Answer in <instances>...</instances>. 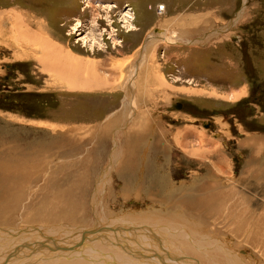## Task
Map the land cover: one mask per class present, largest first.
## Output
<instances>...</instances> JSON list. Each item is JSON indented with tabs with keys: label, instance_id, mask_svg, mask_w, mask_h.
Returning <instances> with one entry per match:
<instances>
[{
	"label": "rangeland",
	"instance_id": "1",
	"mask_svg": "<svg viewBox=\"0 0 264 264\" xmlns=\"http://www.w3.org/2000/svg\"><path fill=\"white\" fill-rule=\"evenodd\" d=\"M0 20V264H264V0H0ZM156 28L177 41L144 53Z\"/></svg>",
	"mask_w": 264,
	"mask_h": 264
},
{
	"label": "bare ground",
	"instance_id": "2",
	"mask_svg": "<svg viewBox=\"0 0 264 264\" xmlns=\"http://www.w3.org/2000/svg\"><path fill=\"white\" fill-rule=\"evenodd\" d=\"M2 14V13H1ZM5 16V15H4ZM106 18V17H105ZM122 18H123V21H124V23H125V26H127V27H129V26H131L132 27V22H131V18H132V16H131V14L129 13V11H125L123 14H122ZM4 19V18H3ZM108 19V18H107ZM132 20H133V18H132ZM1 21V20H0ZM34 21V20H33ZM32 22V21H31ZM20 23V22H19ZM27 23V22H26ZM11 25V24H10ZM32 25H34V24H32L31 23V26ZM42 25V24H41ZM6 26V25H5ZM13 26V25H12ZM11 26V27H12ZM27 26V25H26ZM25 26V27H26ZM30 26V25H29ZM14 27V26H13ZM13 27H12V29H13ZM18 27L20 28L21 26H18V24H16V26L14 27V29H15V31H17V34L16 35H18V36H20V38L21 37H23V38H25V40H29V41H35V39H37L36 40V42H39V38H38V36H36V35H34L33 34V32L31 33L30 31H27V30H20V29H18ZM34 27V26H33ZM32 27V28H33ZM46 28H47V26H46ZM39 30V29H38ZM161 29H158V28H156L155 30H154V32H153V35H150L149 36V38L147 39L148 40V42H146V44H143L142 46H141V48H140V50H142L144 53H147L148 51H150L152 48H151V46L153 45V43H155V42H153V41H155V38L157 39V38H160V39H162L163 41H162V43H164V42H167V43H169V41H177V38L178 37H174V35H172V34H168V35H165L166 37H162L161 36V34L163 33L162 31H160ZM37 31V30H36ZM39 32V31H38ZM41 32V31H40ZM9 33H10V31H9ZM15 33V32H14ZM43 34V33H42ZM46 34V33H45ZM179 35V34H178ZM45 37V36H44ZM167 38L168 39H171V40H167ZM46 39V38H45ZM48 39V38H47ZM160 39H158V40H156L157 42L160 40ZM22 40V39H21ZM45 41V40H44ZM51 41V40H50ZM26 43V42H25ZM50 43V42H49ZM165 44V43H164ZM33 45V44H32ZM57 46V45H56ZM41 47V46H40ZM46 47V46H45ZM33 49H34V45H33ZM45 53H44V56L41 58V61H40V63L39 64H41L42 66H43V68H45V69H49V70H52L53 71V69L54 70H56V71H58V75L57 74H55L54 73V71H53V74H54V77H56L57 79H58V77H60V79L62 80V81H70V78L69 77H71V78H73L74 76H75V78L77 79V82L78 81H80V80H82V82L84 81L85 83H86V86L84 85V86H82V88H88V89H91V88H96V86H95V80H93L94 78H92V75H91V68H90V66H89V64L88 65H85L84 63L83 64H79V62H78V60H74L72 57H70L71 55H68V57L66 56V55H63L61 52H59L57 49H53V47H49V49H47V50H45V48H43V46H42V48H41ZM60 49V48H59ZM42 50H40V51H42ZM102 50V49H101ZM40 53V52H39ZM67 60H69L70 61V63H69V65H71V63H75L77 66H78V69L79 70H77V71H74L73 72V75L72 76H67L66 75V73H64L63 71H65V65H64V63H63V61H67ZM128 62V61H127ZM91 64V63H90ZM99 64V63H98ZM104 64H106V63H104ZM96 65V64H95ZM124 65V64H123ZM50 66V67H49ZM91 66H93V65H91ZM107 66V65H106ZM108 66L110 67V64H108ZM111 67H114L113 65L111 66ZM53 68V69H52ZM63 68H64V70H63ZM93 68V67H92ZM101 68V67H100ZM103 68V71H110V70H108V69H105L104 67H102ZM123 68V67H122ZM137 68V67H136ZM148 68V67H147ZM96 69V68H95ZM63 70V71H62ZM97 70H99V69H97ZM150 70L148 69L147 70V72H148V74L146 73V70L144 71L145 72V75H146V81L147 82H151V84L152 83H154L153 81H155L154 80V78L151 76L152 75V73L153 72H149ZM67 73H69V72H67ZM98 73V72H97ZM104 73V72H103ZM133 73H134V69H132L131 68V70H130V73H129V78H127V77H125L124 78V76H123V80L120 82V84H121V86H123V88L125 87L124 86V84L126 83V84H128V83H130L131 84V82H133V78H131V75H133ZM122 75V74H121ZM104 77V76H103ZM106 77V76H105ZM104 77V78H105ZM100 78H102V76L100 77ZM107 78V77H106ZM74 79V78H73ZM96 79V78H95ZM135 79V78H134ZM137 79V78H136ZM91 80V81H90ZM98 80H99V78H98ZM102 80V79H101ZM105 80V79H104ZM73 81V80H72ZM71 81V82H72ZM76 81V80H75ZM75 83V84H80V83ZM110 82V83H109ZM109 82H107V84L109 83V84H111V82H114L113 80L112 81H110L109 80ZM135 82V81H134ZM66 83V82H65ZM73 83V82H72ZM93 83V84H92ZM105 83V82H104ZM124 83V84H123ZM98 85H99V83H97ZM113 84H115V82L113 83ZM112 85V84H111ZM110 85V86H111ZM80 87V86H79ZM72 89L74 88V87H71ZM98 88H99V86H98ZM239 91V92H238ZM237 92H235L236 94H234L233 95V98H236V97H239V96H241V95H243L245 92H244V90H238ZM131 97V96H130ZM132 98V97H131ZM125 101V100H124ZM135 108V107H134ZM131 110V109H130ZM137 118V117H136ZM141 132V131H140ZM123 133V132H122ZM136 133V132H135ZM146 133V132H145ZM144 133V134H145ZM143 134V133H142ZM138 136V135H137ZM144 136V135H143ZM153 136V135H152ZM255 139V138H254ZM47 140V139H46ZM159 141V140H158ZM157 141V142H158ZM54 144V143H53ZM52 144V145H53ZM127 144V143H126ZM252 144H256V142H252ZM55 146H56V143L54 144ZM129 145V144H128ZM257 145V144H256ZM51 146V145H50ZM152 146V145H151ZM254 149H258V147L256 146V148L254 147ZM201 151V150H200ZM256 153H258V152H256ZM255 153V154H256ZM136 155V154H135ZM261 156V155H260ZM13 157V156H12ZM253 157V156H252ZM258 157V156H257ZM253 159V158H252ZM116 164V163H115ZM5 166V165H4ZM7 166V165H6ZM27 166V165H26ZM252 167V166H251ZM26 168H28V167H26ZM262 168V167H261ZM10 169V168H9ZM255 169V168H254ZM258 169H260V168H258ZM35 170V169H34ZM150 170V169H149ZM148 170V171H149ZM228 170H229V168H228ZM256 170V169H255ZM29 171H31V170H29ZM28 171V172H29ZM250 172V171H249ZM248 172V173H249ZM259 172H261V171H258V173H257V175L258 174H260ZM133 174V173H132ZM230 174V173H229ZM250 174V173H249ZM129 176V175H128ZM251 177H253V176H251ZM248 178V177H247ZM251 179V178H250ZM138 180V179H137ZM259 180V179H258ZM100 184V183H99ZM70 185H72V184H70ZM102 185V184H101ZM68 187V186H67ZM9 189H11L10 187H9ZM67 189V188H66ZM63 190V189H62ZM65 190V189H64ZM69 190H70V188H69ZM68 189H67V191H69ZM66 191V190H65ZM97 191V190H96ZM17 192V191H16ZM4 194V193H3ZM13 194H14V192H13ZM62 194H64V191L62 192ZM68 194V193H67ZM9 195V194H8ZM7 195V196H8ZM14 195H16V194H14ZM20 195V194H19ZM65 196H66V194L65 195H61V197L60 198H57L58 199V201H57V199L52 203V206H51V208H52V212L51 213H58V214H62V213H67L68 211H67V209H69V208H66V206H64L65 204H66V202H67V200H66V198H65ZM210 196V195H209ZM10 197V196H9ZM19 197V196H18ZM208 197V196H207ZM12 198V197H11ZM3 199V198H2ZM264 199V198H263ZM1 200V199H0ZM4 200V199H3ZM240 200V199H239ZM8 201V200H7ZM262 201V200H261ZM264 202V201H263ZM196 204V203H195ZM204 204H206V203H203V205ZM261 204V203H260ZM217 205H219L218 203H217ZM264 205V204H263ZM205 206V205H204ZM0 207H2L1 205H0ZM192 207H196V206H192ZM200 207V206H199ZM206 207H209L208 205L206 206ZM264 207V206H263ZM233 203H231V205L229 206V213L230 214H233V212L232 211H234L233 210ZM71 209V208H70ZM95 209V208H94ZM258 209V208H257ZM260 209V208H259ZM17 210V209H16ZM75 210V209H74ZM205 210V209H204ZM208 210V209H207ZM248 210H250V209H248ZM264 210V209H263ZM4 211V210H3ZM244 211H245V213H246V211H247V209H244ZM252 211V210H251ZM256 211H258V210H256ZM16 212V211H15ZM250 212V211H249ZM253 212V211H252ZM251 212V213H252ZM20 213V212H19ZM30 212H28V214H29ZM70 213V212H69ZM245 213H243V214H240V215H244L245 216ZM95 214V213H94ZM1 215V214H0ZM40 215V214H39ZM43 215H44V213H43ZM47 214H45V216H46ZM64 215V214H63ZM155 215V214H154ZM251 215V214H250ZM250 215H248V216H250ZM2 216V215H1ZM41 216V215H40ZM65 216V215H64ZM73 216H74V213H73ZM46 217H49L48 215L46 216ZM156 217H158V216H156ZM239 217V216H238ZM246 217V216H245ZM253 217V216H252ZM240 218V217H239ZM69 219H71L70 217H69ZM72 219H74L73 217H72ZM242 220H244V218L242 219ZM253 220V219H252ZM71 221V220H70ZM74 221V220H73ZM98 221V220H97ZM72 222V221H71ZM99 222V221H98ZM121 222V221H120ZM245 222V221H244ZM253 222H256V224L254 225V232L252 231V230H250V235H251V233H253V235L252 236H250L249 235V239H252V241L253 242H255V243H258V245H259V242H258V239H260L261 241L263 240L264 241V213H262V216L260 215L259 217H256L255 218V221H253ZM72 223H74V222H72ZM94 223V222H93ZM100 223V222H99ZM119 223V222H118ZM238 223V222H237ZM71 224V223H70ZM95 224V223H94ZM96 224H97V222H96ZM243 224V223H242ZM253 224V223H252ZM119 225H120V227L122 228V226H121V223H119ZM241 226V225H240ZM245 226H246V224H245ZM75 227V226H74ZM79 227V226H78ZM124 227V226H123ZM244 227V226H243ZM28 228V227H27ZM95 228V227H94ZM100 228V227H99ZM98 228V229H99ZM85 229V228H84ZM101 229V228H100ZM99 229V230H100ZM247 229V228H246ZM86 230V229H85ZM98 232V231H97ZM53 233V232H52ZM235 233H239V231L238 230H236L235 231ZM39 234H41V236H48V235H44L43 233H41L40 231H39ZM55 236V235H54ZM105 236V235H104ZM116 236V235H115ZM13 237V236H12ZM25 237H27V238H25ZM59 237V236H58ZM101 237V236H100ZM33 239V238H35V236L34 237H30V236H25V234L24 235H22L21 237H20V241H22V242H24L25 243V240H28V239ZM45 238V237H44ZM53 238V237H52ZM61 238V237H60ZM161 238V237H160ZM46 239V238H45ZM40 240V239H39ZM66 239H64V238H62V241L63 242H66L65 241ZM83 240H85V239H83ZM126 240V239H125ZM41 241V240H40ZM55 241V240H54ZM68 241V240H67ZM78 241H80V240H78ZM1 242V241H0ZM28 242V241H27ZM33 242V241H32ZM56 243V242H55ZM67 243V242H66ZM68 244V243H67ZM180 244V243H179ZM12 245V244H11ZM25 245V244H24ZM29 245V244H28ZM255 245V244H254ZM8 246V245H7ZM30 246V245H29ZM22 247V246H21ZM35 247V246H34ZM33 247V248H34ZM48 247V246H47ZM182 248V247H181ZM28 249V248H27ZM36 249H37V247H36ZM25 250V249H24ZM62 250V249H61ZM173 251V250H172ZM16 252V251H15ZM94 252V251H93ZM163 252V251H162ZM42 253H44V251L42 252ZM65 253V252H64ZM174 253V252H173ZM15 254V253H14ZM17 254V253H16ZM71 254V253H70ZM153 256V255H152ZM160 257V256H159ZM170 258V257H169ZM186 259V258H185ZM119 260V259H118ZM178 260V259H177ZM34 261V260H33ZM122 261V260H121ZM124 262V261H123ZM134 262V261H133ZM11 263V262H10ZM108 263V262H107ZM163 263V262H162Z\"/></svg>",
	"mask_w": 264,
	"mask_h": 264
},
{
	"label": "crops",
	"instance_id": "3",
	"mask_svg": "<svg viewBox=\"0 0 264 264\" xmlns=\"http://www.w3.org/2000/svg\"><path fill=\"white\" fill-rule=\"evenodd\" d=\"M188 6H190V5H188ZM262 136V135H261ZM258 137V136H257ZM263 140H264V138L263 137H261Z\"/></svg>",
	"mask_w": 264,
	"mask_h": 264
},
{
	"label": "flooded vegetation",
	"instance_id": "4",
	"mask_svg": "<svg viewBox=\"0 0 264 264\" xmlns=\"http://www.w3.org/2000/svg\"><path fill=\"white\" fill-rule=\"evenodd\" d=\"M253 97H254V99H256L255 96H253Z\"/></svg>",
	"mask_w": 264,
	"mask_h": 264
}]
</instances>
